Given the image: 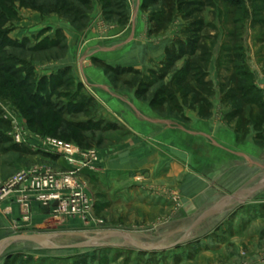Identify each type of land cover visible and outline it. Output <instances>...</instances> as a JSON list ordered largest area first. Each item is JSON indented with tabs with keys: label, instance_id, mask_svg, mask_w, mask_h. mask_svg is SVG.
Instances as JSON below:
<instances>
[{
	"label": "rangeland",
	"instance_id": "rangeland-1",
	"mask_svg": "<svg viewBox=\"0 0 264 264\" xmlns=\"http://www.w3.org/2000/svg\"><path fill=\"white\" fill-rule=\"evenodd\" d=\"M186 1L192 6L182 5ZM131 18L138 32L144 23L140 38L175 45L148 74L134 69L118 77L110 74L121 93L140 87L146 90L145 100L156 98L161 105L157 108L167 114L178 116L188 109L205 118L212 115L216 91L217 120L227 123L221 125L241 136L248 123L261 132L264 113L246 105L263 108L264 99L244 85L248 66L242 47L250 36L248 26L264 27V0H128V4L125 0H0V181L36 165L55 172L67 167L57 155L41 151L36 138L97 149L104 162L103 150L122 142L127 129L121 126L122 117L101 111L103 99L98 97L101 106L95 103L91 92L77 83L69 63L74 61V48L80 66L75 65L76 75L86 78L83 67L95 52L91 46L95 38L112 39L111 31L128 27ZM190 45L195 48L189 49ZM214 53L219 72L214 71L215 64L210 69ZM251 65L261 74L263 67L255 57ZM208 71L214 77L218 73L221 94L208 81ZM221 103L231 111L228 117H223ZM17 135L26 142L18 143ZM101 173L87 179L95 197L88 226L53 224L50 230L42 223L32 230L31 238L4 234L0 264H264V246H260L264 236L258 241L246 239L260 202L244 201L238 195L243 189L221 191L218 198L228 200L217 204V198L193 213L165 190L173 206L158 208L151 202L146 213L124 202L126 197L119 196L113 184L102 182ZM139 195L143 202L148 199L142 192ZM26 245L35 251L24 250Z\"/></svg>",
	"mask_w": 264,
	"mask_h": 264
},
{
	"label": "crops",
	"instance_id": "crops-1",
	"mask_svg": "<svg viewBox=\"0 0 264 264\" xmlns=\"http://www.w3.org/2000/svg\"><path fill=\"white\" fill-rule=\"evenodd\" d=\"M125 1L128 4V0ZM128 9L130 10L129 5ZM140 25L138 32L135 30L136 23L131 18L128 27L111 31L112 39L95 38V43L91 45L95 52L85 61L88 65L83 67L89 82L87 77H77V52L72 49L74 61L69 64L74 66L72 72L77 83L83 84L84 91L91 92L96 104L99 105L98 97L103 99V107L99 105L101 111L109 110L115 116L122 117L119 119L121 126L127 128L120 144L103 150L105 162L100 174L102 182L109 186L113 184L118 195L126 197L124 202L146 213L152 207L149 206L152 205L151 202L158 208L173 206V198L165 196V190L176 195L181 208L193 213L210 206L221 195V191L238 193L243 189L238 195L244 201L255 199L260 202L257 220H252L246 231V239L258 241L261 235L264 236V188L261 189L264 186V139L261 137L264 136V123L260 125L261 132L255 130L258 127L248 123L247 132L241 130L243 136L238 131L225 127V121L217 120L216 91L211 100L212 115L205 118L188 109L178 116L167 114L163 109L152 107L145 99L138 98L136 88L121 93L107 71V66L114 69H134L148 74L150 69L166 58L168 48L175 45L172 41L140 38L144 36V23ZM246 32L250 36L244 41L243 49L249 74L243 78L244 85L254 86L264 99V27L250 25ZM118 38H121L120 41H116ZM254 57L263 67L261 74L251 65ZM217 59L218 55L214 53L210 69L214 64L217 66ZM215 70L219 72L218 66ZM208 72V81L214 82V88L221 94L218 73L214 77L213 71ZM107 88L114 93L107 94ZM246 107L253 108L257 113H264V107ZM220 110L221 113L226 112L223 117H228L231 112L224 103H221ZM154 190L155 192H151ZM141 192L148 198L144 202L139 195ZM149 195L152 196L151 199ZM218 199L217 204H220L218 202L226 201L228 197ZM15 217H18L16 205L13 216L6 215L4 208H0V237L10 233L11 221ZM42 223L48 229H53L54 223L47 213L34 207L31 222L20 225L23 236L31 238V233L34 232L32 230ZM261 244L264 246V238L260 239V246ZM47 246L51 244L48 243ZM24 250L35 251L32 246H27Z\"/></svg>",
	"mask_w": 264,
	"mask_h": 264
},
{
	"label": "built area",
	"instance_id": "built-area-1",
	"mask_svg": "<svg viewBox=\"0 0 264 264\" xmlns=\"http://www.w3.org/2000/svg\"><path fill=\"white\" fill-rule=\"evenodd\" d=\"M16 140L26 142L21 135ZM36 140L41 151L57 155L67 167L55 172L50 167L36 165L0 181V208L9 216L14 215L15 205L18 209V217L12 219L9 230L15 234L12 238L24 237L20 225L31 222L34 207L44 210L50 221L63 228L88 226L95 209V197L87 179L103 170L100 151L51 137Z\"/></svg>",
	"mask_w": 264,
	"mask_h": 264
},
{
	"label": "trees",
	"instance_id": "trees-1",
	"mask_svg": "<svg viewBox=\"0 0 264 264\" xmlns=\"http://www.w3.org/2000/svg\"><path fill=\"white\" fill-rule=\"evenodd\" d=\"M192 3H190V2H183L182 3V5H184V6H190ZM192 6V5H191ZM182 46H183V44H181ZM190 47L191 48H195V46H192V45H190L189 46V49H190ZM179 48L183 51V48H184V46L183 47H180L179 46ZM243 48V47H242ZM244 58H245V55H244ZM107 68V71L110 73V74H113V76L115 75L116 77H118V74H122L123 73V71H125L126 69H114V68H112V67H106ZM245 69H246V71H244V75H243V77L244 76H248V71H247V68L245 67ZM132 73H133V71H132ZM52 79V78H51ZM114 81H115V79H113ZM244 82V81H243ZM79 86H81V85H79ZM78 86V87H79ZM246 86V85H245ZM249 86V85H248ZM253 90H256V88L254 87V86H250ZM82 90H83V87H80ZM147 95V93H146V90L145 89H142V88H138L137 90H136V96L138 97V98H141V99H145V96ZM159 95V93L157 94V96ZM150 104H151V106L152 107H154V108H156V107H159V106H161L160 105V103H158V101H157V99L155 98V99H153V100H151L150 101ZM248 105V104H247Z\"/></svg>",
	"mask_w": 264,
	"mask_h": 264
},
{
	"label": "water",
	"instance_id": "water-1",
	"mask_svg": "<svg viewBox=\"0 0 264 264\" xmlns=\"http://www.w3.org/2000/svg\"><path fill=\"white\" fill-rule=\"evenodd\" d=\"M262 188H264V186H262L261 189H262ZM202 218H203V217H202ZM202 218H201V219H202ZM199 222H201V221H199Z\"/></svg>",
	"mask_w": 264,
	"mask_h": 264
}]
</instances>
